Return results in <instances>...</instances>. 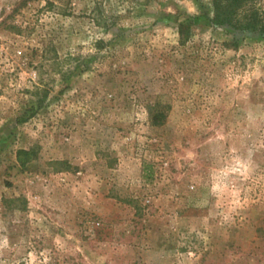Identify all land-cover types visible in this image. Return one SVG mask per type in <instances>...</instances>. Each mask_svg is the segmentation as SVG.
Returning a JSON list of instances; mask_svg holds the SVG:
<instances>
[{
	"label": "rangeland",
	"instance_id": "1",
	"mask_svg": "<svg viewBox=\"0 0 264 264\" xmlns=\"http://www.w3.org/2000/svg\"><path fill=\"white\" fill-rule=\"evenodd\" d=\"M203 4L0 0V264H264V33Z\"/></svg>",
	"mask_w": 264,
	"mask_h": 264
},
{
	"label": "trees",
	"instance_id": "2",
	"mask_svg": "<svg viewBox=\"0 0 264 264\" xmlns=\"http://www.w3.org/2000/svg\"><path fill=\"white\" fill-rule=\"evenodd\" d=\"M210 22L215 26H227L238 31L264 33V16L252 5V0H207ZM153 122L159 124L162 112L152 114Z\"/></svg>",
	"mask_w": 264,
	"mask_h": 264
}]
</instances>
